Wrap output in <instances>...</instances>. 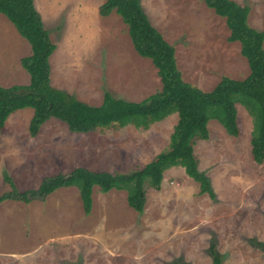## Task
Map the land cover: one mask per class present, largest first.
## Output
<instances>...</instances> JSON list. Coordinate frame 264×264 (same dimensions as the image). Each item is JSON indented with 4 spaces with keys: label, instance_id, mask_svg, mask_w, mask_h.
<instances>
[{
    "label": "rangeland",
    "instance_id": "374dc122",
    "mask_svg": "<svg viewBox=\"0 0 264 264\" xmlns=\"http://www.w3.org/2000/svg\"><path fill=\"white\" fill-rule=\"evenodd\" d=\"M104 1L33 0L55 46L49 57L50 84L89 106H99L105 92L139 102L160 90L157 70L134 51L117 13L99 14ZM232 1L247 6L248 25L264 32V0ZM139 2L174 47L185 84L209 92L222 77L248 76L240 44L227 40L224 18L203 2ZM12 26L0 14L4 88L29 84L18 63V55H26L28 48L22 43L15 55L11 43L16 47L15 38L25 40ZM32 115L31 108L17 110L1 130L0 195L12 188L36 189L43 178L78 167L110 173L140 169L169 149L178 120L174 108L151 120L146 130L129 125L83 134L51 118L31 138ZM237 123L240 132L234 137L210 120L209 138L193 145L197 167L209 178L215 200L201 194L199 184L180 166L163 173L158 191L146 182L142 213L128 206L126 191L102 193L98 187L93 188L89 215L75 187L58 188L43 201L5 200L0 204V264H213L212 246L220 264H264V162L252 159V119L239 104Z\"/></svg>",
    "mask_w": 264,
    "mask_h": 264
},
{
    "label": "trees",
    "instance_id": "16d2710c",
    "mask_svg": "<svg viewBox=\"0 0 264 264\" xmlns=\"http://www.w3.org/2000/svg\"><path fill=\"white\" fill-rule=\"evenodd\" d=\"M199 1L224 18L229 30L227 40L240 44V54L249 67L246 78L222 77L209 92L185 84L177 66L174 47L151 24L139 0H105L99 7V14L106 17L115 12L121 17L135 52L149 59L155 67L161 87L139 102L114 98L105 92L99 106H89L51 86L49 57L55 46L43 27L33 0H0V14L11 22L31 50L20 60L21 67L29 75V84L0 86V133L10 115L25 108L33 110L28 124L31 138L51 118L64 123L70 132L84 134L129 125L146 130L151 120L167 115L174 108L178 112L169 149L142 168L128 173H110L78 167L68 173L43 178L36 189L21 192L12 188L9 193L0 195V204L5 200L23 203L43 201L58 188L75 187L84 213L89 215L93 188L98 187L102 193L112 189L126 191L128 206L142 213L146 204V182L150 188L160 190L163 173L175 166L182 167L186 175L199 184L201 194L215 200L209 178L197 167L193 145L196 140L209 138L207 124L210 120H216L227 134L237 137L240 132L237 104L252 119V159L256 164L264 162V32L248 25L247 6H240L232 0ZM4 179L14 187L8 176ZM210 253L212 263L220 264L214 246Z\"/></svg>",
    "mask_w": 264,
    "mask_h": 264
},
{
    "label": "crops",
    "instance_id": "0c3cea01",
    "mask_svg": "<svg viewBox=\"0 0 264 264\" xmlns=\"http://www.w3.org/2000/svg\"><path fill=\"white\" fill-rule=\"evenodd\" d=\"M112 14H115V12H113V13H111L110 15H112ZM109 15V16H110ZM7 19V18H6ZM8 20V19H7ZM9 21V20H8ZM11 23V22H10ZM7 22L5 21V23H4V26H7ZM13 27V26H12ZM11 31H13L12 29H11ZM18 33V32H17ZM15 35V34H14ZM14 35H12V36H14ZM19 35V34H18ZM9 36V35H8ZM16 36V35H15ZM20 36V35H19ZM21 37V36H20ZM22 38V37H21ZM25 40V39H24ZM15 42H16V47H14L13 45H12V43H11V46L13 47V49H14V52H16L15 53V55H17V53L19 52V50H18V48H19V45H21L22 43H23V48H25V50H27V48H28V53L30 54V52H31V50H30V46H28L26 43H27V41L25 40V42H23V40H20L18 37L17 38H15ZM26 45V46H25ZM133 47V46H132ZM134 49V48H133ZM135 51V50H134ZM27 53V54H28ZM27 54L26 55H22V54H20V55H18L19 56V58H18V63L20 64V60L23 58V57H25V56H27ZM28 54V55H29ZM138 55V54H137ZM139 56V55H138ZM16 56H14L13 58H15ZM10 61V60H9ZM21 66V65H20ZM15 69L17 70V68L15 67ZM12 70V69H11ZM7 75V74H6ZM18 85V84H17ZM13 86H15V85H13ZM18 86H20V85H18ZM10 87V86H9ZM172 168H174V167H172ZM172 168L170 169V170H172ZM169 171H166L165 173H168ZM16 202H20V201H16ZM20 203H22V202H20Z\"/></svg>",
    "mask_w": 264,
    "mask_h": 264
}]
</instances>
